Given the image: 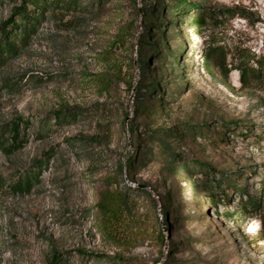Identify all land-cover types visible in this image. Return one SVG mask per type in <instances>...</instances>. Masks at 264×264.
I'll use <instances>...</instances> for the list:
<instances>
[{
  "label": "rangeland",
  "instance_id": "374dc122",
  "mask_svg": "<svg viewBox=\"0 0 264 264\" xmlns=\"http://www.w3.org/2000/svg\"><path fill=\"white\" fill-rule=\"evenodd\" d=\"M186 1L214 22L169 26L158 0H106L93 16L48 13L0 66V124H32L19 127L28 134L21 150L0 154V264H49L53 253L62 264H264V66L255 63L264 59V0ZM11 17L12 5L0 0V27ZM145 18L164 24L143 28ZM143 37L167 46L175 66L145 61L141 49L144 74L159 85L135 113V43ZM210 48L217 51L206 60ZM237 67L246 68L245 81ZM71 107L85 115L33 136L38 121ZM185 126L201 134L187 135ZM152 138L225 177L228 202L219 195L212 204L161 162L144 161L141 148ZM51 152L30 193L7 191L9 178ZM141 191L148 197L134 194ZM252 199L258 208L240 212Z\"/></svg>",
  "mask_w": 264,
  "mask_h": 264
},
{
  "label": "trees",
  "instance_id": "16d2710c",
  "mask_svg": "<svg viewBox=\"0 0 264 264\" xmlns=\"http://www.w3.org/2000/svg\"><path fill=\"white\" fill-rule=\"evenodd\" d=\"M8 2L12 5V14L15 18H9L0 27V66L4 65L5 62L17 55L20 48L26 47L32 40V37L36 34L38 25L45 20L46 15L52 14H62L63 16H75V15H95L96 10L106 1V0H1ZM168 1V6H163L162 1L157 2V6L160 9V13L165 10L168 17L174 21L169 24L172 26L178 22L183 23L187 18L189 21V28L201 29L208 26V24L213 23V16L208 10H204L196 4L190 3L186 0H166ZM2 4V2H1ZM149 11V9L147 10ZM189 13L192 16L189 17ZM144 16H147L148 12H143ZM153 25H162L164 23H154L147 22L146 18L143 20V28H152ZM163 27V26H162ZM152 29H158L157 27ZM147 35V31L144 32ZM145 37L136 40L135 47L136 53L139 55L141 49L146 48L147 58L145 60V55L140 54V63L136 66L138 73L137 80L135 82V95L133 96V102L135 106V113H138L141 108H144L149 102V96L157 91V86H153V80L151 78H146L145 72L148 70L144 69V62L148 61L153 56V60L166 61L170 59L168 64L172 67L175 66L174 56L167 50V46H160L156 48L154 45L148 44L145 41ZM179 52V49L176 50ZM217 48H210L205 58L208 60L214 53H216ZM145 60V61H144ZM256 65L258 69L263 68L264 59L256 60ZM239 71L240 77L245 81L247 77L246 68L237 67L235 68ZM146 86V87H145ZM147 90V94L144 95L141 89ZM85 112L79 108L71 107L66 108L61 111L53 113V117L49 122L40 120L37 122V131L33 134L38 139H42L44 135H47L51 130V126H68L74 123L78 118H82ZM27 126L30 128L32 124H27L26 119L15 118L9 120L5 123L0 124V154L5 156H10L22 149L26 143V137L28 134L19 127ZM200 127H186L184 132L187 135L193 134L194 136L201 134ZM64 144L67 147H73L76 145V140L74 138L65 139ZM148 146H142L143 153L141 158L144 161L155 160L159 161L164 165V172L172 175L179 179L191 192L197 195H204L212 203H218L219 195L222 197L224 203L228 202V198L223 196L222 190L227 187V180L223 176L217 177V171L210 166L194 162L187 161L179 155L172 154L166 150L161 142L157 138H152L148 140ZM140 155V152H139ZM54 153L46 155L43 160L36 161L30 171L23 174H17L14 178H9L7 191L13 194H28L30 193L33 183L38 181V171L46 167V162L52 159ZM146 156H148L146 158ZM200 175V177H199ZM4 179L0 176V191L4 184ZM229 186V185H228ZM232 190L236 191L237 194L242 195L244 193L243 188H237L232 186ZM129 191L125 190L121 194V207L127 208V203L132 201L129 197ZM135 195H147L146 192H134ZM258 208V203L254 199L249 200L246 204L241 205L240 212L246 210H254ZM226 217L233 218L234 214H225ZM79 257H83L84 254L81 250H77L75 253ZM95 262V261H94ZM96 263V262H95ZM49 264H62L61 259L56 257V253H53L49 259Z\"/></svg>",
  "mask_w": 264,
  "mask_h": 264
}]
</instances>
